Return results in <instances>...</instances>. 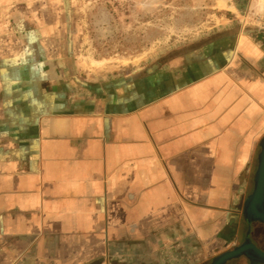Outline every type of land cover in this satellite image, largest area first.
Instances as JSON below:
<instances>
[{
	"label": "crops",
	"instance_id": "crops-1",
	"mask_svg": "<svg viewBox=\"0 0 264 264\" xmlns=\"http://www.w3.org/2000/svg\"><path fill=\"white\" fill-rule=\"evenodd\" d=\"M13 3L0 264H200L234 247L264 138V0H215V32L86 76L48 7Z\"/></svg>",
	"mask_w": 264,
	"mask_h": 264
},
{
	"label": "rangeland",
	"instance_id": "rangeland-1",
	"mask_svg": "<svg viewBox=\"0 0 264 264\" xmlns=\"http://www.w3.org/2000/svg\"><path fill=\"white\" fill-rule=\"evenodd\" d=\"M21 3L38 11L40 3L48 7L43 15L62 26L61 50L82 76L138 65L220 29L215 0H14L11 7ZM232 248L219 249L200 264Z\"/></svg>",
	"mask_w": 264,
	"mask_h": 264
},
{
	"label": "water",
	"instance_id": "water-1",
	"mask_svg": "<svg viewBox=\"0 0 264 264\" xmlns=\"http://www.w3.org/2000/svg\"><path fill=\"white\" fill-rule=\"evenodd\" d=\"M257 155V169L253 180L252 192L244 201L243 213L249 221L264 224V138L260 142ZM257 264H264V254L256 250L251 243L245 242L216 256L210 264H228L233 259L248 255Z\"/></svg>",
	"mask_w": 264,
	"mask_h": 264
},
{
	"label": "flooded vegetation",
	"instance_id": "flooded-vegetation-1",
	"mask_svg": "<svg viewBox=\"0 0 264 264\" xmlns=\"http://www.w3.org/2000/svg\"><path fill=\"white\" fill-rule=\"evenodd\" d=\"M237 241L238 242L235 243L234 247L248 242L251 243L252 246L256 248V250L264 254V224L255 221H249L243 213L241 232ZM229 263L257 264L250 258V251L248 252V255L233 259L229 261Z\"/></svg>",
	"mask_w": 264,
	"mask_h": 264
},
{
	"label": "built area",
	"instance_id": "built-area-1",
	"mask_svg": "<svg viewBox=\"0 0 264 264\" xmlns=\"http://www.w3.org/2000/svg\"><path fill=\"white\" fill-rule=\"evenodd\" d=\"M255 21H256V26L258 29L260 30H264V9L263 11L261 12L260 15H258L256 18H255Z\"/></svg>",
	"mask_w": 264,
	"mask_h": 264
},
{
	"label": "bare ground",
	"instance_id": "bare-ground-1",
	"mask_svg": "<svg viewBox=\"0 0 264 264\" xmlns=\"http://www.w3.org/2000/svg\"><path fill=\"white\" fill-rule=\"evenodd\" d=\"M93 63L96 64V65H97V64L100 65L101 62H98V61L94 60Z\"/></svg>",
	"mask_w": 264,
	"mask_h": 264
}]
</instances>
